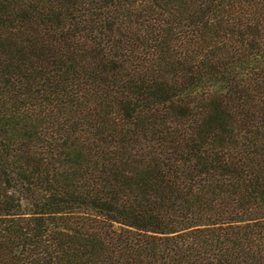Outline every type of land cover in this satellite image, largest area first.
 I'll return each instance as SVG.
<instances>
[{"label":"trees","instance_id":"1","mask_svg":"<svg viewBox=\"0 0 264 264\" xmlns=\"http://www.w3.org/2000/svg\"><path fill=\"white\" fill-rule=\"evenodd\" d=\"M0 264H264V0H0Z\"/></svg>","mask_w":264,"mask_h":264}]
</instances>
